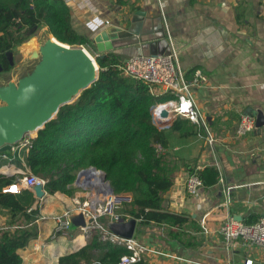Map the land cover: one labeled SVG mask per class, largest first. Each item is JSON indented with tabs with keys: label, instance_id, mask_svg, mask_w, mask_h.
<instances>
[{
	"label": "crops",
	"instance_id": "crops-1",
	"mask_svg": "<svg viewBox=\"0 0 264 264\" xmlns=\"http://www.w3.org/2000/svg\"><path fill=\"white\" fill-rule=\"evenodd\" d=\"M64 1L70 9L73 29L90 39L107 27L125 29L138 12L143 13L138 16L143 28L154 27L158 24L156 18L161 17L185 77L191 78L196 69L207 77L205 86L194 88L193 95L215 144L206 147L197 137V128L196 135L188 132L182 136L171 124L166 126V148L176 169L162 207L189 220L173 232L157 226L135 231L133 239L145 248L141 254L145 264H245L249 259L253 264H264L257 246L246 245L240 239L229 246L219 234L229 216L237 221L241 218L244 223L264 215V126L245 137L235 136L240 114L248 111L256 118L261 112L264 116V0ZM110 53L123 63L141 55L139 46L121 47ZM10 72L0 73V83ZM19 144L7 153L19 151ZM10 158L1 154L0 175L15 177L20 186L23 174L29 170L23 158L21 166ZM198 165L214 166L220 179L215 186L202 188L197 197L188 196L184 190L187 167ZM107 183L102 177L81 176L76 184L74 181L76 191L72 197L46 192L43 199L34 196V205L39 209L37 236L18 250L22 264H57L62 256L85 247L90 231L72 228L64 234L55 233L56 219L78 214L73 210L75 199L88 202L93 217L103 215L109 193ZM8 220L9 216L0 210V228L6 227ZM34 246L39 249L35 251ZM101 255V251L93 252L94 262Z\"/></svg>",
	"mask_w": 264,
	"mask_h": 264
},
{
	"label": "trees",
	"instance_id": "trees-1",
	"mask_svg": "<svg viewBox=\"0 0 264 264\" xmlns=\"http://www.w3.org/2000/svg\"><path fill=\"white\" fill-rule=\"evenodd\" d=\"M40 27L70 47L92 44L73 29L70 9L64 0H0L1 73L13 69L7 54L14 53L28 39L29 30ZM95 61L97 81L72 104L61 107L27 148L5 155L12 156L11 162L18 166L23 158L30 173L45 181L44 189L49 195L72 197L79 171L91 167L102 171L115 195L128 192L131 201L120 203L119 215L123 220H137L136 233L150 226L169 232L182 228L188 217L162 207L164 195L174 181L176 167L169 160L172 154L168 151L158 158L153 150L157 142L168 146L165 128L169 126L156 127L152 110L172 96L151 95L146 83L123 74L124 63L112 53ZM170 127L182 136L188 132L196 135V127L183 118H176ZM187 172L196 175L205 189L215 186L220 179L214 166L199 170L188 166ZM16 182L15 177L0 175V210L9 216L8 225L0 228V264H22L18 250L37 236L39 209L34 205L33 193L29 190L3 193V187ZM110 221L108 215L96 219L104 229ZM89 234L85 247L62 256L57 264H118L122 256L131 254L124 246L103 241L102 231L97 228H92ZM95 251H101L102 255L94 262ZM145 263L140 257L134 264Z\"/></svg>",
	"mask_w": 264,
	"mask_h": 264
},
{
	"label": "water",
	"instance_id": "water-1",
	"mask_svg": "<svg viewBox=\"0 0 264 264\" xmlns=\"http://www.w3.org/2000/svg\"><path fill=\"white\" fill-rule=\"evenodd\" d=\"M138 16L128 23L125 29L105 28L93 36V50L100 57L105 56L121 47L139 46L142 56L152 57L162 55L169 50V39L163 28L162 18L157 17V25L154 27H142L143 21ZM153 22V21H151ZM33 28L27 35L34 32ZM49 38L38 47L32 48L29 54V64H20L14 76H8L4 83H0V153L10 152L12 146L21 142L26 134H32L42 129L53 120L60 108L72 104L91 84L97 81L98 66L82 47H70L55 40L50 34ZM10 66H14L13 53L7 54ZM2 69L0 67V73ZM245 114L253 115L248 111ZM164 116V115H163ZM168 121H158L156 126L164 128ZM256 128L264 126V116L257 112L255 118ZM85 176L94 177L96 173L105 174L94 168L84 169L78 172L75 184L82 173ZM107 183V181H106ZM108 185V192L113 193ZM23 190H28L24 189ZM36 199H43L45 189L43 186H35L31 189ZM117 203L130 202L128 192H120L114 196ZM69 230L72 228H86L94 220L85 219L82 214H70L67 217ZM241 221V218H239ZM137 220L109 222L107 230L114 236L131 240L134 237Z\"/></svg>",
	"mask_w": 264,
	"mask_h": 264
},
{
	"label": "built area",
	"instance_id": "built-area-1",
	"mask_svg": "<svg viewBox=\"0 0 264 264\" xmlns=\"http://www.w3.org/2000/svg\"><path fill=\"white\" fill-rule=\"evenodd\" d=\"M80 47L88 52L93 60L99 56L93 49V51L90 52L87 50L86 46ZM121 69L125 76L146 83L151 95L158 97L169 94L172 96V99L159 103L153 108L152 119L155 126L158 121L166 120L170 125L176 118L186 119L197 128V137L204 142L206 147L212 148L214 146L215 139L210 133L193 95L194 88H202L205 86L207 77L201 70L196 69L191 78H186L179 65L178 51L172 46L171 42L167 53L152 57L142 55L131 56L125 61ZM255 129V117L250 114H240L236 125L235 136L238 138L245 137ZM33 138L34 136H32V134H26L20 142V147L18 149L27 148ZM153 150L158 158L164 156L168 152V149L158 142L153 144ZM200 168L201 166H196V170ZM38 185L44 187L45 181L28 171L23 174L20 186L17 182L11 184L3 189V193L16 194L20 192L21 187L31 191L33 187ZM202 188L201 181L196 175H188L186 177L184 190L188 196L197 197ZM114 196H116L114 193H108L103 211V215L110 216V222L120 219V203L115 201ZM73 207V210L78 214H82L85 219L92 218L94 220L91 225H87L86 228L83 229L90 231L92 228H97L102 231L101 239L103 241L109 240L111 243L124 246L130 251L131 254L122 256L118 264H134L140 260L141 254L144 252L145 248L133 238L131 240L120 239L99 225L96 222L97 218L92 216L88 208V202L75 199ZM68 230L69 224L67 218L64 217V219H62L58 217L56 219L55 233L64 234ZM219 234L229 246L238 239L246 245L257 246L264 260V215H262L256 223L251 225H246L229 216L219 228ZM38 249V246H34L35 251ZM245 264H253V260L249 259Z\"/></svg>",
	"mask_w": 264,
	"mask_h": 264
},
{
	"label": "rangeland",
	"instance_id": "rangeland-1",
	"mask_svg": "<svg viewBox=\"0 0 264 264\" xmlns=\"http://www.w3.org/2000/svg\"><path fill=\"white\" fill-rule=\"evenodd\" d=\"M49 33L45 27H40L36 29L34 32L29 34L28 39L19 45L13 53V59L15 60V66L14 69L10 72L9 76H14L16 74V71L19 69L20 64L26 65L29 64L31 61L29 60V54L32 48L38 47V45L44 43L49 38ZM92 41V39L88 38ZM88 51H93L94 44L92 41V44L90 46H86ZM122 210V207H121Z\"/></svg>",
	"mask_w": 264,
	"mask_h": 264
},
{
	"label": "bare ground",
	"instance_id": "bare-ground-1",
	"mask_svg": "<svg viewBox=\"0 0 264 264\" xmlns=\"http://www.w3.org/2000/svg\"><path fill=\"white\" fill-rule=\"evenodd\" d=\"M32 135H35V133H32ZM86 174H85V172L84 173H82V175L81 176H85ZM95 178H100V177H102V175L100 174V173H96V175L94 176Z\"/></svg>",
	"mask_w": 264,
	"mask_h": 264
},
{
	"label": "clouds",
	"instance_id": "clouds-1",
	"mask_svg": "<svg viewBox=\"0 0 264 264\" xmlns=\"http://www.w3.org/2000/svg\"><path fill=\"white\" fill-rule=\"evenodd\" d=\"M99 57V56H98Z\"/></svg>",
	"mask_w": 264,
	"mask_h": 264
}]
</instances>
